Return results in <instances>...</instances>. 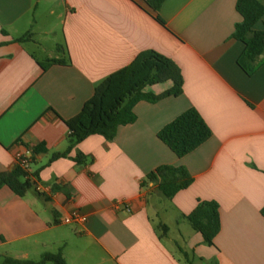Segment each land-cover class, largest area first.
Wrapping results in <instances>:
<instances>
[{
  "label": "crops",
  "instance_id": "obj_1",
  "mask_svg": "<svg viewBox=\"0 0 264 264\" xmlns=\"http://www.w3.org/2000/svg\"><path fill=\"white\" fill-rule=\"evenodd\" d=\"M236 2L165 0L162 25L145 0H0V176L27 153L36 173L24 196L0 186V264L59 252L66 264H264V64L253 75L238 64L245 45L232 38L242 21ZM144 50L179 65L183 94L139 102L137 120L113 140L93 135L51 162L68 148L65 121ZM67 56L69 65L39 64ZM190 108L212 136L180 158L158 133ZM163 165L194 179L171 200L142 187ZM200 200L219 204L213 246L187 220ZM74 211L86 221L63 224Z\"/></svg>",
  "mask_w": 264,
  "mask_h": 264
},
{
  "label": "trees",
  "instance_id": "obj_2",
  "mask_svg": "<svg viewBox=\"0 0 264 264\" xmlns=\"http://www.w3.org/2000/svg\"><path fill=\"white\" fill-rule=\"evenodd\" d=\"M154 11L157 22L165 25L159 11L165 0H145ZM236 10L242 21L235 26L232 38L244 43L245 49L238 59L240 67L253 75L264 64V30H255V25L264 17V0H237ZM17 39L21 42L30 38ZM64 46H58L57 51ZM44 71L54 65L71 64L69 56L63 59L52 58L40 61ZM171 82L172 87L160 94L147 92L149 86ZM184 78L179 65L171 58L155 51L144 50L125 68L116 71L102 82L94 91V95L83 106L75 117L65 121L69 129L68 148L63 153L52 156L51 162L68 157L71 151L81 142L93 135H101L107 140H113L121 126L133 124L137 120L135 106L142 101L157 103L168 97H179L183 94ZM212 136L211 129L195 108H190L172 122L163 127L158 138L166 144L173 153L182 158L195 151ZM44 147L35 148L36 153L44 152ZM87 157L79 153L75 161L84 164ZM36 175L20 165L7 175L0 176V186H8L14 193L24 196L33 188L31 177ZM194 179L185 167L163 165L147 174L142 187L149 190L155 188L165 199L171 200L177 193L189 188ZM264 217V208L261 211ZM193 230L200 233L203 242L214 245V240L221 230L219 204L216 201H198L196 208L187 216ZM164 231L167 226L160 225ZM66 264L61 252L44 254L38 263L30 264ZM21 261L5 259L3 264H21Z\"/></svg>",
  "mask_w": 264,
  "mask_h": 264
},
{
  "label": "built area",
  "instance_id": "obj_3",
  "mask_svg": "<svg viewBox=\"0 0 264 264\" xmlns=\"http://www.w3.org/2000/svg\"><path fill=\"white\" fill-rule=\"evenodd\" d=\"M31 164V156L29 153L27 154H17L16 156V165H20L26 170H30ZM38 191H42L40 186H37ZM86 218L82 216L78 211L72 212L70 215L63 216L61 218V222L63 224H71L74 222H85Z\"/></svg>",
  "mask_w": 264,
  "mask_h": 264
},
{
  "label": "rangeland",
  "instance_id": "obj_4",
  "mask_svg": "<svg viewBox=\"0 0 264 264\" xmlns=\"http://www.w3.org/2000/svg\"><path fill=\"white\" fill-rule=\"evenodd\" d=\"M153 219L155 221V223L159 224L160 223V220L156 217V216H153ZM161 233H163L162 231H160ZM180 254V252H178ZM183 263H184V256H183ZM49 264H52V263H49Z\"/></svg>",
  "mask_w": 264,
  "mask_h": 264
}]
</instances>
